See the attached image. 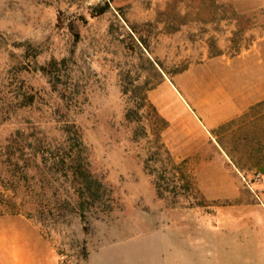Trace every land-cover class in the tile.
Segmentation results:
<instances>
[{"label": "rangeland", "instance_id": "obj_1", "mask_svg": "<svg viewBox=\"0 0 264 264\" xmlns=\"http://www.w3.org/2000/svg\"><path fill=\"white\" fill-rule=\"evenodd\" d=\"M0 212L45 264H264V0H0Z\"/></svg>", "mask_w": 264, "mask_h": 264}, {"label": "crops", "instance_id": "obj_2", "mask_svg": "<svg viewBox=\"0 0 264 264\" xmlns=\"http://www.w3.org/2000/svg\"><path fill=\"white\" fill-rule=\"evenodd\" d=\"M35 238L36 231L30 223L0 217V264H45L47 257L35 252Z\"/></svg>", "mask_w": 264, "mask_h": 264}, {"label": "built area", "instance_id": "obj_3", "mask_svg": "<svg viewBox=\"0 0 264 264\" xmlns=\"http://www.w3.org/2000/svg\"><path fill=\"white\" fill-rule=\"evenodd\" d=\"M256 177H257V179H262L263 174L261 172H258V173H256Z\"/></svg>", "mask_w": 264, "mask_h": 264}, {"label": "trees", "instance_id": "obj_4", "mask_svg": "<svg viewBox=\"0 0 264 264\" xmlns=\"http://www.w3.org/2000/svg\"><path fill=\"white\" fill-rule=\"evenodd\" d=\"M0 214H3L2 212H0Z\"/></svg>", "mask_w": 264, "mask_h": 264}]
</instances>
